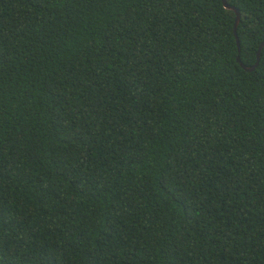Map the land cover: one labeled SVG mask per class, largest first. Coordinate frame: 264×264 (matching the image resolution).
Wrapping results in <instances>:
<instances>
[{
    "label": "trees",
    "instance_id": "16d2710c",
    "mask_svg": "<svg viewBox=\"0 0 264 264\" xmlns=\"http://www.w3.org/2000/svg\"><path fill=\"white\" fill-rule=\"evenodd\" d=\"M0 0V264H264V0Z\"/></svg>",
    "mask_w": 264,
    "mask_h": 264
},
{
    "label": "water",
    "instance_id": "95a60500",
    "mask_svg": "<svg viewBox=\"0 0 264 264\" xmlns=\"http://www.w3.org/2000/svg\"><path fill=\"white\" fill-rule=\"evenodd\" d=\"M222 3H223V6L226 10L228 11H233L234 14H235V22H234V26H233V29H234V36H235V40H236V45H237V51L239 53L240 51V46H239V40H238V37H237V34H236V28H237V25L239 23V19H240V13L237 11V9H235L233 6H230L227 4V0H222ZM264 46V42L260 44V46L258 47V50L256 52V60H255V63L253 64V66L247 68L245 66L242 65V63L240 62V59H239V56L237 57L236 61L240 64V66L247 72H250V71H253L257 66H258V63H259V60H260V52H261V48Z\"/></svg>",
    "mask_w": 264,
    "mask_h": 264
}]
</instances>
